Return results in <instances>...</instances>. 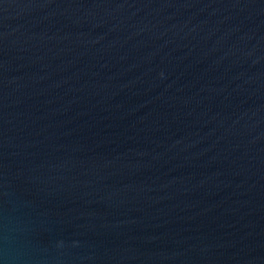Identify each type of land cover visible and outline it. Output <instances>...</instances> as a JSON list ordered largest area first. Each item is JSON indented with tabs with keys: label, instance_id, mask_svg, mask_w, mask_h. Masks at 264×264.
I'll return each instance as SVG.
<instances>
[{
	"label": "water",
	"instance_id": "1",
	"mask_svg": "<svg viewBox=\"0 0 264 264\" xmlns=\"http://www.w3.org/2000/svg\"><path fill=\"white\" fill-rule=\"evenodd\" d=\"M0 264H264V0H0Z\"/></svg>",
	"mask_w": 264,
	"mask_h": 264
}]
</instances>
